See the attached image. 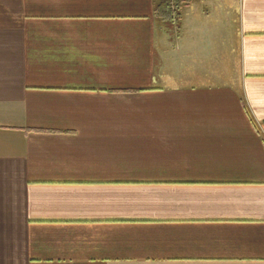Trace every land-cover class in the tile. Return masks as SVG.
<instances>
[{"label": "crops", "instance_id": "obj_1", "mask_svg": "<svg viewBox=\"0 0 264 264\" xmlns=\"http://www.w3.org/2000/svg\"><path fill=\"white\" fill-rule=\"evenodd\" d=\"M0 0V264H264V0Z\"/></svg>", "mask_w": 264, "mask_h": 264}, {"label": "trees", "instance_id": "obj_2", "mask_svg": "<svg viewBox=\"0 0 264 264\" xmlns=\"http://www.w3.org/2000/svg\"><path fill=\"white\" fill-rule=\"evenodd\" d=\"M194 0H156L154 12L157 18L172 21L179 17L181 10Z\"/></svg>", "mask_w": 264, "mask_h": 264}, {"label": "rangeland", "instance_id": "obj_3", "mask_svg": "<svg viewBox=\"0 0 264 264\" xmlns=\"http://www.w3.org/2000/svg\"><path fill=\"white\" fill-rule=\"evenodd\" d=\"M183 9H184V8H183ZM183 9L181 10L182 12H183ZM182 12H181V13H182Z\"/></svg>", "mask_w": 264, "mask_h": 264}]
</instances>
